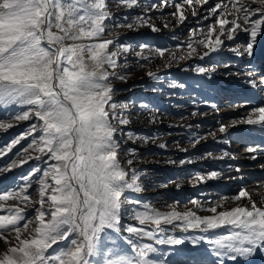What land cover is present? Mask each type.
I'll return each instance as SVG.
<instances>
[{"label":"snow or ice","instance_id":"1","mask_svg":"<svg viewBox=\"0 0 264 264\" xmlns=\"http://www.w3.org/2000/svg\"><path fill=\"white\" fill-rule=\"evenodd\" d=\"M118 2L132 7L138 0ZM185 4L196 16L195 6L206 5L208 0H160L149 10L174 7L171 15L183 23ZM253 4L258 7L253 8ZM208 11L204 19L212 22L206 29L191 33L185 54L170 52L168 61L191 59L199 47L207 49L200 56L203 59L223 50L224 38L235 43L240 33L246 34V42L229 50L238 56L253 55L258 36L264 35V0H229L216 3ZM110 19L106 0H0V109L7 113L0 117V130L12 128L13 122L32 121L22 134L0 146V157L30 138L15 156L30 153L20 164L32 159L40 162L21 178L22 185L0 192V241L6 246L0 250V264H206L183 256L180 246L185 244L193 248L206 245L214 264L238 260L249 264L257 253L264 255V196L254 200L245 187L219 200L192 199L194 208L183 212L176 204L162 212L126 195L143 189L139 174L125 169L119 160L117 125L129 121L123 111L127 105L113 101L112 80L126 79L118 69L127 68L126 56L135 49L118 39L104 38ZM150 20L145 13L123 26L158 31ZM138 48L135 55L139 67H146L156 56L165 58V49ZM191 70L197 74L215 71L202 66ZM146 74L156 76L152 71ZM251 86L256 84L251 82ZM12 107L21 110L7 112ZM237 124L264 129V106L233 119L227 127L221 124L218 130L225 133ZM128 135L132 138L131 133ZM208 135L215 137V133ZM205 138L193 135L190 142ZM141 139L147 143L155 137L145 135ZM257 150L246 148L248 153ZM186 162L191 158L179 161ZM18 166L13 159L0 166V172ZM219 175L211 171L188 179L199 184ZM34 184L37 187L33 189ZM30 189L38 199H33ZM125 204L138 206L132 218L139 226L122 228ZM227 204L236 206L227 208ZM201 211L209 214L201 216ZM177 229L185 235L170 234ZM122 232L127 233L122 236L127 247L118 242ZM144 240L150 242H141ZM165 246L176 259L167 258L169 253L161 250Z\"/></svg>","mask_w":264,"mask_h":264},{"label":"rangeland","instance_id":"2","mask_svg":"<svg viewBox=\"0 0 264 264\" xmlns=\"http://www.w3.org/2000/svg\"><path fill=\"white\" fill-rule=\"evenodd\" d=\"M169 2H180V0H169ZM244 2L251 3V0H244ZM158 3L160 0H138L136 6L129 7L119 3L118 0H106V9L112 19L106 21L108 27L104 38L118 39L121 43L131 45L135 49L126 56L127 68L118 69L126 76V79L112 80V87L115 89L113 101L127 105L123 111L129 121L126 125H117L119 132L116 138L120 142L119 160L125 169L136 171L139 174V183L143 189L139 193L129 191L126 195L133 200L148 203L162 212L171 210L169 206L172 204H176L181 212L193 209L194 206L190 203L192 199L219 200L223 196L237 193L241 187L247 188L254 200H259L261 196H264V161L250 157L253 155L257 158L262 157L264 145L262 146L259 142L251 145V142H244V139L256 138L262 141L264 129L246 124L228 127L225 133L219 132L218 129L221 124L227 127L233 119L246 116L252 109L264 106V102L256 106L251 105L252 101L247 102L253 99L255 91L264 101V89L257 91L258 86L262 85V82L259 83L260 77L257 73V59L262 51L260 46L264 35L258 36L251 57L246 53L238 56L229 50L230 47L235 48L246 42V34L240 33V38L235 43L224 38L223 50L210 53L203 59H200V56L207 49L199 47L197 55L191 59L168 61L167 56L170 52H175L177 56L185 54L191 33L198 29H206V26L212 22L204 19L209 15L208 10L216 3L225 4L229 3V0H208L206 5H197L195 6L196 16L192 15L193 9L185 4L186 20L183 23H178L177 18L171 15L175 12L174 7H164L160 11L149 10L150 5ZM252 7H258V5L253 4ZM145 13L151 17L150 22L155 24L158 31L154 32L149 27L128 28L123 26L134 23L137 17ZM117 24L121 26H115ZM165 24L168 26L164 27ZM139 45H145L151 49H165V58L161 59L156 56L146 67H139L140 62L137 61L135 55V52L139 51ZM240 51L243 52L242 47ZM145 54L150 53L146 50ZM124 58L122 56L121 59ZM166 64L169 66L166 67ZM196 66L214 68L215 71L197 74L191 70ZM148 71L156 73V76L149 77L146 74ZM248 77L250 78L247 79ZM251 82H254L256 87H252ZM173 85L176 86L173 87ZM144 105L147 107H143ZM213 105L215 107H212ZM20 110L12 107L7 112L15 113ZM117 111L121 110L117 109ZM193 113L196 114L193 115ZM6 114L5 110L0 109V117H6ZM13 123L12 128L6 131L0 130V146L6 145L22 134L32 121ZM256 129L260 131L255 132ZM128 133L132 134V138H129ZM208 133H215V137ZM145 135L153 136L155 139L145 143L141 139ZM193 135L206 138L193 143L190 142ZM29 140L30 138L22 140L12 152L0 157V166H5L13 159L19 165L9 171L0 172V192L17 184L22 185L24 181L21 178L27 176L33 168L40 164L34 159L27 163H19L30 153L15 156V153ZM161 144H166L167 147L161 148ZM250 146L256 147L257 152L248 153L246 148ZM224 152L230 155L223 156ZM207 153L211 155H206ZM187 158H191V162L179 163L180 160ZM129 160L132 161L131 165L127 163ZM170 161H176V163ZM236 168L240 171L237 172ZM211 171H217L220 175L216 179L199 184L194 181L190 182L188 179L196 173L207 175ZM36 187L35 184L32 186L33 189ZM30 191L33 199H38V194L32 189ZM235 206L236 204L225 205L227 208ZM124 207L127 211L122 216V228L129 225L139 226L138 222L132 218V212L138 206L125 204ZM26 211L30 216H34L31 209ZM198 214L205 216L209 213L201 211ZM170 234L177 237L185 235L178 229ZM195 234L190 233L189 235ZM126 235L127 233L122 232L121 238L118 239L124 247L127 245L122 236ZM5 247L4 242L0 241V250ZM180 248L182 255L189 260L196 259L205 261L206 264H214L215 258L206 250V245L193 248L185 244ZM161 250L169 253L167 257L169 260L176 259V256L166 246ZM258 261L264 262V255L257 253L250 259L249 264H256ZM225 264H233V262L225 261ZM238 264H243V262L239 260Z\"/></svg>","mask_w":264,"mask_h":264},{"label":"bare ground","instance_id":"3","mask_svg":"<svg viewBox=\"0 0 264 264\" xmlns=\"http://www.w3.org/2000/svg\"><path fill=\"white\" fill-rule=\"evenodd\" d=\"M261 48H263V49H261V50H263V52H261V54L258 56V60H261V58L263 57V55H264V37H263V42H262V44H261ZM250 77H248L247 79H249ZM254 78V77H253ZM262 79H264V78H262ZM258 84V83H257ZM260 89H264V86H258V88H257V91H259ZM239 91H240V89H239ZM242 91V90H241ZM262 92V91H261ZM255 93H256V91H255ZM258 93V92H257ZM264 97V96H263ZM262 102H264L262 99H260L259 100V102L258 103H262ZM251 105L252 106H254V105H256L253 101H252V103H251ZM259 143H261L262 144V146L264 145V142L263 141H259ZM264 154V153H263ZM256 159H258V161L261 159V161H264V155L262 156V157H256ZM257 161V160H256ZM242 164V163H241ZM243 164H244V162H243ZM239 261V260H238ZM238 261H236V262H233V264H238ZM256 264H264V262H260V261H258Z\"/></svg>","mask_w":264,"mask_h":264}]
</instances>
